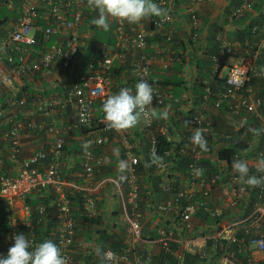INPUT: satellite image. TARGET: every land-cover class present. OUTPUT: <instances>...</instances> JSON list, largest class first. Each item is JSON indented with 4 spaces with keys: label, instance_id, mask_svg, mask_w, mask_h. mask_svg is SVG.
Here are the masks:
<instances>
[{
    "label": "built area",
    "instance_id": "1",
    "mask_svg": "<svg viewBox=\"0 0 264 264\" xmlns=\"http://www.w3.org/2000/svg\"><path fill=\"white\" fill-rule=\"evenodd\" d=\"M205 1L190 0L189 4L194 7ZM155 2L164 11L167 10L166 0ZM4 4L10 10L19 7V14L17 20L7 27L8 33L0 38V210L6 216L7 224L6 237L4 234L0 237V255L7 254L14 235L21 227L31 228L29 240L33 247L39 244L33 232V217L46 216L48 207L44 203L32 206L29 197L52 190L57 194L52 205L58 224L56 244L66 264H74L72 250L78 223L66 192L61 159L66 136L76 131H81L86 137L80 177L90 186L85 211L92 217L97 216L94 196L100 187L96 175L104 166V158L97 150L106 146L112 135H122L121 147L127 172L126 202L133 209L126 233L137 241L146 239L144 214L140 206L142 175L137 169L141 160L144 161V155L137 154L136 144L130 139L131 130L110 128L101 110L103 101L114 94L112 70L116 60L122 62L131 45L137 54L133 69L135 78L146 80L154 90L153 104L147 107L148 116L142 114L140 117L141 131L150 142L143 153L146 152V158L151 161L153 154H158V137L162 135L170 143L166 157L176 159L175 154H178L189 162L179 180L176 181L170 174H165L163 178L165 182L161 191L170 197L157 203L154 210L158 215L169 218L173 225L158 229L159 254L136 251L131 257V249L126 248L121 253L107 250L102 256V264H154L164 258L162 255L174 256L176 264H187V253L196 254L199 243L209 240L214 242L209 248L210 255L202 252L200 261L212 259L216 264H264V162H261L264 160V149L259 151L254 163L244 152L230 158L220 153L236 140V135L244 141L254 132L249 116L259 117L258 128L264 136L261 93L253 84V80L264 81V65L257 64L259 56L264 54V26L254 29L260 37L257 51H254V44L250 45L248 41L221 46V54L225 56L236 55L237 50L245 47L242 62L229 67L224 86L217 92L211 87L206 88L199 112L194 113L191 108L177 119L182 123L180 139H177L173 138L176 130L171 118L168 119L170 116L160 123L156 122L157 110L162 107L165 110V96L162 86L151 81L154 65L158 61L162 62L165 70H169L174 59L160 58L157 53L147 52L150 37L144 19L134 24L110 19L109 26L103 28L92 23L98 13L88 0H4ZM252 9V5L245 2L232 16L236 18ZM172 20V15L166 12L160 20L154 21L153 26L162 30ZM191 20L195 30H198L201 21L197 11H192ZM86 21L91 22L87 24L88 30L82 33ZM108 29L112 30L116 39L114 44H96L94 38L97 32ZM166 36L172 41L170 31ZM52 37L55 43L46 46ZM82 63H85V68ZM215 63L216 79L220 75L219 57H216ZM64 72L70 73L74 80L72 86L67 85L68 77H63ZM44 82L58 85L60 92L50 98H41L32 97L24 91L27 87H43ZM211 100L214 110H225L232 120L233 133L218 132L215 123L207 117ZM30 103L32 111H25ZM98 113L103 119L98 120ZM61 115L67 116V121L62 124L55 120V116ZM40 117L43 122H40ZM197 129L204 134L206 150L191 140L193 131ZM39 133L47 136L49 141L43 149L25 155L23 134L36 137ZM235 160L246 161L248 175L256 176L262 182L256 186L247 185L233 170ZM7 161L11 162L10 167ZM155 164L162 173L167 166L173 167L164 163ZM200 214L218 220V225L212 226L209 229L212 231L207 234L196 232L200 226L196 221L200 219ZM205 226L208 229L209 225ZM166 259V264H173L169 258Z\"/></svg>",
    "mask_w": 264,
    "mask_h": 264
},
{
    "label": "crops",
    "instance_id": "2",
    "mask_svg": "<svg viewBox=\"0 0 264 264\" xmlns=\"http://www.w3.org/2000/svg\"><path fill=\"white\" fill-rule=\"evenodd\" d=\"M2 4L3 2L0 0V22L4 20L2 11L7 9ZM233 6V0H207L202 4L194 5V7L190 6L189 0H178L177 2H172L171 0L170 6L163 13H170L173 21L162 30H155L151 27L153 16L143 18L150 37L148 52L157 53L160 58L174 59V63L169 70L163 68L161 61H158L153 68V78L163 87L167 98L165 111L162 112V110L158 109L157 115L166 113L162 117L167 118L170 116L168 119L171 118L176 130L173 138L180 139L182 123L177 119L183 114V109L186 108L185 111H189L192 106L196 107L206 88L211 87L214 90H219L222 86V79L226 77L229 67L242 62L243 50H237L236 55L225 56L221 54V46L247 41L245 35L246 27L251 23L252 19L256 18L259 20L260 14L259 10H253L247 13L250 17L249 20L245 18L244 21L242 19L239 22L234 21L231 15L235 8ZM193 10L198 12L201 21L198 34H193L192 30L191 13ZM6 16L8 18L9 15ZM12 22L13 20L7 25L10 26ZM0 26L4 25L0 23ZM168 31L172 33V41L167 39L166 34H168ZM216 57L220 58V75L219 78L215 79ZM136 60L137 54L135 48L131 45L128 48L125 59L122 62L119 59L116 60V65L112 70V90L114 94L123 87L133 90L134 80H136L133 69ZM49 86L51 92L53 90L54 92L56 90L59 91L56 89L60 88L58 85L49 84ZM256 87L257 91L264 96V88H261L258 84ZM207 117L215 123V128L218 132H232V120L224 112L216 113L210 106L207 110ZM66 118L67 116L65 115L55 116V120L60 124L66 122ZM97 118L98 120L103 119L101 113H98ZM129 129L131 130L129 133L130 139L136 144L140 155L141 152L145 151V145L143 146L141 143V136L135 132L140 130L139 125L136 124ZM66 137V147L61 159V172L66 184V192L75 199L78 198L79 194H83L86 199L90 186L80 178V165L86 146V137L83 136L81 131L72 132ZM110 139L106 146L97 150V153L104 158V166L97 171L96 175L98 185H100L97 194L94 196L97 209V216L95 217L98 219L95 222L89 219L87 222L78 220V202L73 203V214L77 218L78 223L77 237L72 250L74 264H102V256L107 250H112L114 246L119 248V252L126 250V248L131 249V257L136 251H150L157 255L160 250L158 229L163 227L171 228L173 225L169 218L158 215L154 210V206L157 203L170 197L161 191V186L165 180L162 176H160L161 178L156 177L154 179L152 177L149 179L148 175L144 174L143 179V175L140 177L142 180L140 206L144 214L143 229L146 239L137 241L127 236L126 228L130 217L133 215V209L126 202V166L123 170L120 167L121 161H124L126 165V159L121 147L122 135H119V133L114 134ZM22 140L25 155L27 156L31 155L32 151L36 149H43V146L49 141L47 136L41 133L36 137L23 134ZM258 143L259 140L254 138L253 148H256ZM250 158L253 159L252 157ZM6 164L10 167L11 162L7 161ZM29 198V203L34 207H36V204H34L37 203L36 201L48 203V208L51 210L48 222L54 221L56 224L54 228H50L48 231L51 236L50 240L55 241L58 233V224L54 219L55 210L52 209V205L57 199V194L50 190ZM2 215L0 210V217ZM204 220L202 217L196 220L197 222L199 221L198 225H200L196 230V232L199 231L197 232L198 234H205V232L207 234L212 231L209 230L212 229V225L208 224L209 227L207 229L205 226L207 223L203 222ZM44 223L46 225V220H44ZM5 230L4 227H0V235H3ZM19 233H23L29 238L28 233L22 231V227ZM210 247L208 242H200L198 249L195 251L196 254L193 255L197 258L201 257L202 252H207L210 255ZM191 260L195 262V259ZM199 264H216V261L205 259L200 261Z\"/></svg>",
    "mask_w": 264,
    "mask_h": 264
},
{
    "label": "clouds",
    "instance_id": "3",
    "mask_svg": "<svg viewBox=\"0 0 264 264\" xmlns=\"http://www.w3.org/2000/svg\"><path fill=\"white\" fill-rule=\"evenodd\" d=\"M2 2H3L2 6L6 7L4 4V0H2ZM88 2L90 6L98 13L97 17L92 21V23L98 27H103V28H107L109 26L110 19H119L134 24L140 22L145 17L161 16L164 14L163 9L157 3H155L154 0H88ZM253 10L254 9L250 10L249 12ZM232 19L236 21L234 17H232ZM258 26L263 27L264 22H260ZM244 42L246 41H242L241 43ZM152 78H153V72H152ZM152 78L151 81L154 83ZM224 79H222L223 84L221 82L222 85L221 88L224 86ZM45 83L46 82H44L43 87L26 88L25 92L30 93L31 96L32 95L40 96L41 98H50L53 95L60 92L61 88L58 89L59 91L57 90L56 92L52 91L51 94L47 97L44 96L43 93L45 91V85H46ZM46 86H49V83ZM162 90L166 98V94L163 87ZM214 91L217 92L218 90H214ZM153 99H154V90L152 85L146 80L141 79L138 83L133 85V90L127 87H123L117 93L108 96L103 101L101 110L104 114V119L105 121L108 122V126L110 128L115 130H124L134 127L136 124L137 125L141 124L140 117L142 114H144L146 117L148 116L147 107L153 104ZM201 103L202 100L200 98L198 104H196V107L192 106L194 113L199 112L198 109H200ZM164 106L166 109L167 104ZM210 106L213 109V103H208L207 110ZM28 107L31 108V103L28 105ZM162 108L159 109L162 110ZM185 109H183L184 115L187 114V111H185ZM214 111L216 113L224 112L226 114L225 110H220V111L214 110ZM249 117L250 120L251 118H254V120L256 121V122L250 121V123L252 124L257 123V125H259L260 121L258 116L252 115ZM41 119L42 117H40V122H43V120ZM141 128L142 126L141 127L139 126L140 129L139 132L143 133L141 131ZM227 133L228 134L233 133V128H232V132H227ZM238 137L239 136L236 135L234 139ZM254 138H257L259 140L258 146L256 148H253L252 146ZM191 140L201 149L206 150V140L204 138V134L198 129L193 131ZM239 143L242 144L246 143L248 147L241 151H238V153L244 152L247 155L248 160L254 163L256 161V158H258L257 155L259 151L264 149V136H262L259 129H256V131H254L252 134L246 137L244 141L238 138V144ZM250 157H252L253 159H251ZM161 160H162L161 157L153 154L151 163H159ZM261 162H264V160H261ZM125 166H126L125 162L121 161L120 167L122 170ZM232 167L233 170L238 174L239 178L242 179L247 185L256 186L262 182L260 178L256 176L248 175L249 169L246 161L235 160L233 161ZM251 170L255 172L254 168ZM198 174H199V170H197V175ZM4 237H6V234H4ZM13 241L14 242L12 246L8 249L7 254L0 255V264H66L65 258L63 257L60 248L56 244V240L55 241L45 240L39 243L37 246L33 247L29 238L25 234L19 233L14 235Z\"/></svg>",
    "mask_w": 264,
    "mask_h": 264
},
{
    "label": "trees",
    "instance_id": "4",
    "mask_svg": "<svg viewBox=\"0 0 264 264\" xmlns=\"http://www.w3.org/2000/svg\"><path fill=\"white\" fill-rule=\"evenodd\" d=\"M166 1H167V8H168L170 6L171 0H166ZM173 1L177 2L178 0H172V2ZM154 2H155V0H154ZM245 2L250 3L252 5V7H253L254 10H257V11L259 10V14H260L259 20H257L256 18L255 19H252L251 20V23L248 24V26L246 27V30H245V35H246V38L248 39L249 44L250 45L254 44V51H257L258 50V44L260 42V38L258 37V34L259 33L258 32H255L254 29H255L256 26H258V24H260V22H264V0H233V4H234L235 8L231 12V15H233L234 10H238L240 8V6H242ZM161 8H163V7H161ZM7 9H4L2 11V13H3L2 16L4 17V20L1 21L0 23H2V25H4V26H0L1 27L0 28V38H3L8 33V32H6V29L8 27L7 24L11 20H13V22H15L17 20V18H18V14H19L18 13V8L17 9H14V10L8 9L9 12H8ZM163 11H164V9H163ZM6 15H9L8 18H7ZM163 16H164V14L161 17H159V16H153V18L151 19V27L154 28V26H153L154 25V21L155 20H160V18H162ZM245 18H247L248 20L250 19L249 15H247V13L242 14V15L236 17L235 20L239 22V20H241V19L244 21ZM172 21H171V23H172ZM90 22L91 21H86L84 23L83 28H82V33H84L85 31L88 30V25L87 24L90 23ZM191 24H192L193 34L194 33H197L198 34V30L199 29L198 30H195V28L193 26V23H191ZM167 26L168 25H166V27ZM115 41H116V39H115V37H114L113 32H112L111 29L104 30V31H98L97 34H96V36H95V38H94V42L96 44H100V45L101 44H110V45H113ZM53 43H55V40L52 37V40L46 46H50ZM244 48H243V53H244ZM148 49H147V52H148ZM257 64L258 65H261V66L264 65V54H261V56H259V61L257 62ZM84 65H85V63H82V66L83 67H84ZM69 72H71V71H69ZM69 72H64L63 77L64 76H67L68 77L67 85L72 86L74 84V80H72L71 77L69 76V74H70ZM81 72H83V71H81ZM71 73H73V72H71ZM79 74H80V72H79ZM152 80L154 81L155 84H159L160 85V83L157 82L156 79L152 78ZM138 82H139L138 79L137 80H134V84H136ZM253 82H254L253 84L255 86L258 84V85H260L261 88H264V81L253 80ZM45 84L48 85V83H45ZM46 85H45V91H44L43 95L47 97V96H49L51 94V90L49 89L50 86H46ZM56 89H59V88H56ZM202 95L203 96L204 95L206 96V89L204 90V93ZM263 95H264V93H263ZM260 96H261L260 98H262V109H261V113H262V115L264 117V96H262V94ZM0 102H1V100H0ZM210 103H213V101L211 100ZM164 104L165 105L167 104V98H165V103ZM162 112H164V111H162ZM165 114L164 113H160L158 115L156 114V116H155L156 122L157 123H160V122L164 121L166 119V117H162V116L165 115ZM250 121L251 122H256L254 120V118H251ZM253 125H254L255 129H259L258 127H260V124L257 125V123H255ZM255 129H254V131H256ZM85 131H87V130L85 129ZM135 132L141 136L140 137L141 143L143 144V146L145 145V150H147L149 148V146H150L149 140L143 134L139 133V130H137ZM158 140H159V143H158V154H157V156H159V157L162 158V160L159 163H164L166 165H172L173 167H168L167 166L168 168L166 167L165 172L164 173H160L161 171L156 166V164L155 163H151V161L148 158H146V155H145L146 152L145 153L141 152L140 155H144V161L141 160V162L137 166L138 172L141 175H143L142 176V179L144 177V174L145 175H148V178L149 179L152 178L153 175L155 176L154 178H156V177L157 178H161L160 176H162L164 178L165 174H170L177 181V180L180 179V177L184 173L185 168H186V165L189 162V160L187 158L181 157L178 154H175L176 159L175 158H170V157L167 158L165 153H166V151H168L170 149V143H169L168 139L166 137L162 136V135H159ZM172 145L173 144L171 143V146ZM247 147L248 146H247L246 143H243V144L242 143H239L238 144V139L236 138V140L231 145H229V147L227 149H224L220 153L222 154V156H224L226 158H230L231 156H234L236 153H238V151H241V150H243V149H245ZM136 152L138 154L139 150L136 149ZM169 162H172L173 164H169ZM80 166H81L80 173H82L83 172V166L82 165H80ZM252 173H254V172L252 171ZM178 185L176 184V186H178ZM68 197L70 198V200H72L71 202H72L73 208H74V204L73 203H75L76 201L78 202V205H77V207L79 208L78 213H77L78 220L83 221V222H87L89 220L92 221V222H95V220L98 219L95 216L94 217L90 216L85 211V201H86V199H85V196H83V194H79L78 195V198H76V199L74 197H72L71 194L68 195ZM253 200L255 201V199H253ZM36 202L37 203H34V204H36V206L38 204H40L39 201H36ZM44 204L47 207H49V205H48L47 202H44ZM49 209L50 208H48V210H47L46 216H42L40 218L39 216L34 215V217H33V224L35 225V229L33 230V232L35 234V238L38 240L39 243H41V242H43L45 240H50L51 239V236H50V232L48 231V229L54 228L56 226V224H55L54 221H49L48 222V217L51 216V210H49ZM200 217L204 218L206 220L207 224H210L212 226L218 225V220L214 219L213 217H209V216H207L205 214H200ZM77 218H76V220H77ZM5 220H6V216H3L2 215L0 217V227H4L6 229L7 224H6V221ZM44 220H46V225L44 223ZM22 231L27 232L28 235H29V237L32 235L31 228H29V227L28 228L22 227ZM4 233H5V231L3 232V234ZM0 237H1V235H0ZM121 243L123 244V242H121ZM213 243H214L213 240H209L208 241V244L210 246ZM175 247H177V246H175ZM112 250H114L115 252H118V253L123 252V251H120L119 252L118 251L119 248L116 247V246L112 247ZM162 256L164 258H161L160 260L155 261L154 264H166V261H167L166 257L169 258V261L170 262H172L173 264H176V262H175L176 258L174 256H171V255H162ZM191 259H195V262H192ZM199 262H200V259L197 258L196 256H194L193 253H187V255H186V263L187 264H199ZM244 264H247V263L244 262Z\"/></svg>",
    "mask_w": 264,
    "mask_h": 264
},
{
    "label": "rangeland",
    "instance_id": "5",
    "mask_svg": "<svg viewBox=\"0 0 264 264\" xmlns=\"http://www.w3.org/2000/svg\"><path fill=\"white\" fill-rule=\"evenodd\" d=\"M25 111H32V109L30 107H27ZM139 126L141 127V124H139Z\"/></svg>",
    "mask_w": 264,
    "mask_h": 264
}]
</instances>
